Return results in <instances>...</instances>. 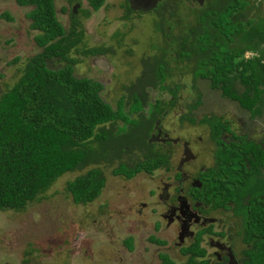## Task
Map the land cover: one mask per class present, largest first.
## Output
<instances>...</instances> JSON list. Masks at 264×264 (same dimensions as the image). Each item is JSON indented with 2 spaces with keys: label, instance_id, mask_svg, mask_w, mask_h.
<instances>
[{
  "label": "trees",
  "instance_id": "1",
  "mask_svg": "<svg viewBox=\"0 0 264 264\" xmlns=\"http://www.w3.org/2000/svg\"><path fill=\"white\" fill-rule=\"evenodd\" d=\"M14 1L29 7L25 16L29 28L38 31L33 40L40 50L25 58L12 84L0 87V212L22 211L66 172L86 168L65 184L75 204L91 202L101 192V164L118 160L112 172L126 179L138 172L151 173L164 161L163 154L151 151L130 163L121 156L134 148L125 144L133 129L137 133L135 128L140 127L137 138L147 136L145 128L151 120L140 111L148 104L146 88L160 85L172 105L177 87L172 80H162L172 78L174 71L183 67L192 80L206 81L250 116L264 114V12L248 4L249 0H207L193 9V20L186 22L176 12L179 0H141L146 6L143 13H152L153 32H160L166 44L149 43L151 51L141 61L138 87H123L127 91L116 98L115 107L101 97L103 84L99 80L73 72L74 64L82 58L107 49L103 44L91 47L86 43L80 20L101 8L105 0H85L84 6L77 0L79 6L76 12H69L66 27L57 19L54 0ZM139 3L121 0L120 18L128 20L134 11L137 16L142 14L137 11L142 7ZM66 9L65 5L59 8L61 12ZM249 9L254 11L252 15L247 14ZM2 15L11 19L7 12ZM180 21L182 28L167 34ZM123 36L120 30L112 35L118 45ZM245 50L257 55L239 56ZM50 58L61 63L51 67L46 62ZM159 103H154L155 108ZM188 112L182 120L191 123L196 118L197 123H206L217 144L214 168L204 172L205 198L213 206L233 203V212L240 215L241 241L247 244L241 264H264V135L259 141L248 133L222 139L219 134L226 128L220 119L200 118L196 113L194 118ZM148 240L160 244L152 236ZM122 242L128 250L133 249L131 236ZM181 251L190 253L184 261L175 263L160 254L161 264H208L199 258L203 251L196 245Z\"/></svg>",
  "mask_w": 264,
  "mask_h": 264
},
{
  "label": "rangeland",
  "instance_id": "2",
  "mask_svg": "<svg viewBox=\"0 0 264 264\" xmlns=\"http://www.w3.org/2000/svg\"><path fill=\"white\" fill-rule=\"evenodd\" d=\"M179 1L176 12L179 13V18L186 22L193 20V9L202 7L207 0ZM84 2L81 0L82 6L86 5ZM120 2L121 0H105L101 8L82 20L86 43L91 47L103 44L107 49L103 54L84 58L80 56L82 59L73 67L76 76L93 78L103 84L100 95L112 107H115L116 98L120 93L127 91L123 87L138 82L136 79L141 75L143 67L141 61L147 58L151 51L149 43L157 41L158 44H166L164 36L160 32H153L151 28L152 13L137 16L134 11L131 13V20L121 19ZM54 3L57 19L66 27L65 13L59 10L65 3L63 0H54ZM28 10L29 7L18 6L14 0H0L1 88H4V83L12 84L18 77L19 68L25 58L39 50L33 40L36 30L29 28L30 20L25 16ZM3 12H7L12 20H7L2 15ZM177 23L172 25L167 34L177 33L178 28H182V22ZM115 30L124 32L121 45L112 38ZM127 48L132 50L131 54L126 52ZM50 63L51 67L58 65L57 61ZM174 72L176 73L172 78L165 77L162 81H181L174 100L176 110L179 107L185 110L186 103H191L198 117L205 111L217 116L222 114L225 106L232 103L228 98L221 97L217 90L205 87L204 81L197 83L199 89H190L192 77L186 67ZM159 88L162 89L161 86ZM145 92L149 99L157 95L156 90L151 88ZM158 94H163L165 99L169 97L166 92ZM197 102L202 106L195 105ZM152 110L151 106L140 109L146 115ZM170 116H164L161 126L170 136L179 135L190 141L198 156L196 163H193L196 168L201 162L210 164V149L213 146L207 139L205 124H193L182 119L176 122L172 119L174 115L172 114L171 118ZM260 123L263 127L256 119L251 131L257 139L264 132V116L260 118ZM135 129L137 133H134L133 129L128 142L125 143L129 147L137 145L140 127ZM139 156L133 155L129 160L127 154L123 153L122 160L130 163ZM117 162L118 160H114L101 164L104 185L99 195L91 202L75 204L65 190L68 180L86 170L82 168L62 174L38 201L29 203L22 211H1L0 264H160L157 255L161 247L147 241L154 219L150 206L152 197L148 195V189L153 183L150 182L149 175L142 172L129 179L113 174L112 169L116 167ZM195 169L187 167V171ZM158 174L167 178L171 173L156 170L154 176L157 178ZM142 202L146 204L143 205ZM161 234L171 249L173 234L169 230L162 231ZM128 235L133 239L131 251L122 242ZM240 247V244H236L235 250L238 251ZM172 253L176 254L177 251ZM182 260L177 257L175 259L177 262Z\"/></svg>",
  "mask_w": 264,
  "mask_h": 264
},
{
  "label": "flooded vegetation",
  "instance_id": "3",
  "mask_svg": "<svg viewBox=\"0 0 264 264\" xmlns=\"http://www.w3.org/2000/svg\"><path fill=\"white\" fill-rule=\"evenodd\" d=\"M63 1L65 3L64 5L67 7L64 13L66 16V26H68L69 12H76L77 7L79 6V2H77V0H74L69 5H66V0ZM140 1L141 0H133V2H136L137 5ZM196 1L199 2L200 0ZM248 4L256 7L261 14L264 12V0H249ZM139 5L142 7H140V9H137V11L140 10V13H143L146 6H144L142 2L139 3ZM251 9H249V12L247 13L248 15H252V12H254ZM83 19L84 18L80 17L81 23ZM9 20H12V17ZM37 32L38 31L36 30V33ZM112 38L114 40H117L114 37ZM38 48L40 50L39 46ZM38 51H36L35 53H37ZM252 55H257V53L255 51L253 52L245 50L239 56L249 58ZM53 60V58H50L46 62L48 65H52V63L50 62H54ZM58 64H60V62H58ZM174 81L173 85L174 87H177L178 90L180 86L179 83L181 81ZM204 82L205 87L207 86L210 88V90H215L214 88H211L208 84H206V81ZM197 83L198 82L196 81V79L192 80L191 84L189 83L190 89H199L200 87ZM130 85L137 88L138 82L131 83ZM159 87L160 85L156 87L149 86L148 88H146L154 89L157 92L156 97H153L152 99L147 98L148 104L145 106H151L153 108L150 114H145L147 118H150L151 123L149 122L148 124H146L145 133L147 136L141 139L138 138L141 141H138L137 145L134 146L133 149L131 148L129 153H126L128 158L132 157L133 155L139 154V158L136 159L142 160L145 155H150L151 151H156L157 153L163 154L165 158L164 161L159 166L155 167L151 173L142 172L149 175L150 182L153 183V186L148 189V195L152 197V203L150 204V206L151 212L154 214V219L152 222L151 232L147 237V241H149L148 239L150 236L159 241L160 244L151 241L149 243L153 245L155 244L159 248L161 247V249H159L160 252L157 255L160 264V254L166 255L175 263L181 262L175 261L176 257L182 258V261H184L190 253L187 251L182 252L181 249L193 245H196L198 249L203 251V254L199 258L206 260L208 264H241V258L243 255L242 250L245 246H247V244L241 241V236L239 233L240 226L238 222L240 215L233 212V203H229L228 201H226V205L224 206H213L212 201L206 200L205 195L203 194L204 190L202 188V182H204V180L206 179V176H204V172L209 168H214L213 153L217 145L214 139L211 138V127L203 122L208 132L207 139H209V143L213 146L210 149L211 163L205 164L204 162H201L196 168V165L193 163H196L198 156L196 155V150H194L190 145V141L187 140V138L180 137L179 135L170 136L169 132L161 126L162 119L164 120V116L166 117L168 114L171 115L170 118L173 114L174 116L172 117V119H174L176 122L182 119L183 116L185 117V113L188 111V113L191 112V116L194 117L195 108H192L193 104L186 103L185 110L182 107H179L176 110L175 101L172 105H170L167 102L169 100V97L165 99L163 97V94H158V92H166L163 88L160 90ZM158 101L161 102L159 103L161 106L159 105L155 108L154 103ZM230 101L232 103L228 105H233L230 107H228V105L225 106L221 115L216 116L212 113H208L210 111H205L201 115H204L205 117L210 119H220V121L225 125L226 128L225 132H221L219 134L222 139H226V137L231 136V134L240 135L243 133H248L249 136L252 137L253 135L251 134V131L253 123L257 119L259 125H261L260 118L264 116V114H262L259 118L250 116L247 111L238 106L236 101ZM195 105H198V102L195 103ZM198 106L201 107L202 104H199ZM198 120H196L195 118L191 123L195 124ZM262 130L264 131L263 128ZM261 137L262 135L257 139L253 136L256 141H259ZM197 138L201 139V137ZM143 140H145V142ZM201 151L202 150H200V152ZM153 154L154 152H152V155ZM188 166H191L192 169H196L194 171H187ZM156 170L171 174H169L167 178H163L162 174H158V177L156 178L154 176ZM142 203L143 205L146 204L144 202ZM168 230L173 234V245L171 249H169L170 246L167 244V240L161 234L162 231L164 232ZM236 244H240L241 246L238 251L235 250ZM174 251H177V253H172ZM171 253L174 255L172 256Z\"/></svg>",
  "mask_w": 264,
  "mask_h": 264
}]
</instances>
